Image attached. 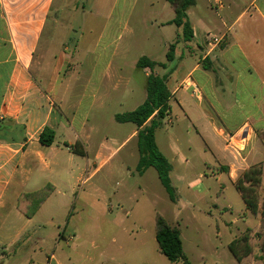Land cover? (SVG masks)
Wrapping results in <instances>:
<instances>
[{"label": "rangeland", "instance_id": "1", "mask_svg": "<svg viewBox=\"0 0 264 264\" xmlns=\"http://www.w3.org/2000/svg\"><path fill=\"white\" fill-rule=\"evenodd\" d=\"M62 1L55 0L52 12L61 23L60 40L68 43L65 52L69 69L60 92L65 118L74 121L77 128L86 123L91 156L101 143L106 144V149H119L109 164L86 183L74 190L62 187L57 194L54 216H43L44 231L64 233L65 238L57 245L48 238L47 252L56 249L62 261L72 260L70 264H183L169 262L160 252L156 241V217L160 215L180 231L190 264H241L228 247L236 237L240 253L244 247L242 238L250 237L252 254L243 264H264V158L247 168L251 181L244 179L247 171L241 168L236 182L231 180L229 167L223 163L232 159L224 150L225 143L211 132L202 133L203 127L199 128L196 121L195 125L190 123L173 98L169 116L156 129V143L172 164L173 201L155 168L141 175L137 171V137L125 141L137 126L115 119L117 114L131 112L146 100L147 80L144 70L137 68L138 60L146 56L167 63L169 47L178 39L176 25L161 24L175 16L169 2L130 0L126 5L128 24L118 26L117 13L109 23L106 13L89 14L86 20L83 14L84 9L103 12L115 0H71L67 10H61ZM197 3L199 8H191L189 17L194 24H203L209 4L207 0ZM102 34L103 39L96 45ZM206 35L204 40L210 45ZM217 37L222 42L212 46L224 42V36ZM73 43H78V48ZM203 55H198L196 61L205 63ZM186 62L184 68L177 67L178 63L170 66L173 73L166 77L170 91L185 85L176 80L195 61L188 58ZM164 73L162 67H156L155 74ZM62 134L61 129L59 137ZM227 144L238 161L246 160L244 167L254 161L247 157L248 142L230 140ZM242 194L256 207V213L247 208ZM253 230L259 231L252 234ZM109 256L116 259L107 261Z\"/></svg>", "mask_w": 264, "mask_h": 264}, {"label": "crops", "instance_id": "2", "mask_svg": "<svg viewBox=\"0 0 264 264\" xmlns=\"http://www.w3.org/2000/svg\"><path fill=\"white\" fill-rule=\"evenodd\" d=\"M128 1L115 0L103 12L84 9V20L89 14L106 13L109 23L117 13L118 26H127ZM195 1L187 10L193 38L184 41L182 28L177 27L175 58L163 68L166 73L162 77L171 76L175 64L184 68L188 58L194 59L176 80L186 83L181 89L175 86L171 91L173 98L190 123L196 121L199 128L203 127L202 133L211 132L225 143L224 150L232 159L223 163L229 167V178L236 182L240 168L246 172L257 159L264 158V0H214V3L207 0L211 12L205 10L203 24L190 20L191 8L198 7ZM54 2L0 0V264L72 263L71 259L62 261L56 249L47 252L48 238L57 245L65 236L46 234L43 216H54L56 201L53 200L62 187L74 190L86 183L109 164L119 149H106V144L101 143L91 156L86 123L77 128L74 121L65 118L60 92L69 69L65 52L68 43L59 38L61 23L52 12ZM70 6L71 0H63L60 5L61 10ZM173 19L161 24L171 25L168 22ZM208 33L224 36L222 45H207L204 36ZM73 44L78 48V43ZM201 54H205L203 64L196 61ZM142 70L147 80L148 69ZM46 129L55 133L51 146L40 143V135ZM61 129L63 134L59 137ZM137 132L135 128L125 141L136 137ZM230 140L249 143L247 157L254 161L246 163L247 167H244L246 160L238 161L229 150ZM80 142L85 156L73 153L66 146ZM47 185H52L54 191L32 218L18 210L23 193H33ZM108 210L113 212L112 208ZM258 231L253 230L252 234ZM236 240L237 237L232 242ZM251 254L239 263L243 264Z\"/></svg>", "mask_w": 264, "mask_h": 264}, {"label": "trees", "instance_id": "3", "mask_svg": "<svg viewBox=\"0 0 264 264\" xmlns=\"http://www.w3.org/2000/svg\"><path fill=\"white\" fill-rule=\"evenodd\" d=\"M175 11V17L168 24H174L182 28V36L184 41H191L193 38V30L191 28L187 10L195 5V0H167ZM176 43L170 45L166 55L167 63L173 62L175 58ZM167 63L153 61L150 58L143 56L137 62V68L149 69L151 73L147 79V94L146 100L139 105L135 110L124 114H117L116 121L119 123H133L137 126V141L138 151L140 154L137 171L141 175L148 168H155L158 178L167 191L171 200H175V192L171 183L170 173L172 172V164L167 157L160 151L156 143V129L162 126L163 120L169 116L171 112L170 102L173 99V94L167 86L166 77L154 74L157 66L166 68ZM55 142V133L52 130L46 129L40 135V143L46 146H51ZM70 150L79 155L85 156L86 152L81 147L80 143L75 146H69ZM251 172L247 171L244 174V179L251 181ZM240 191V187L237 186ZM54 187L47 185L44 188L33 192L23 193L19 200L17 208L25 216L32 218L41 208L44 202L53 193ZM247 208L256 213V207L250 201L246 200L242 194ZM242 243L244 247L240 253L238 244L240 241L232 242L229 249L235 259L241 262L245 256H248L252 250L248 243V238L243 237ZM156 241L160 252L171 263L190 264L183 249V242L180 231L168 224V222L160 215L156 217Z\"/></svg>", "mask_w": 264, "mask_h": 264}, {"label": "built area", "instance_id": "4", "mask_svg": "<svg viewBox=\"0 0 264 264\" xmlns=\"http://www.w3.org/2000/svg\"><path fill=\"white\" fill-rule=\"evenodd\" d=\"M206 38H208V43L211 45V44H215V45H218V44H220L221 42H222V38L221 37H217V36H214V35H212V34H210V33H208L207 35H206ZM196 89V92H197V88H195Z\"/></svg>", "mask_w": 264, "mask_h": 264}]
</instances>
